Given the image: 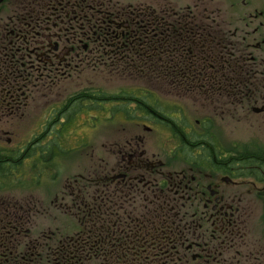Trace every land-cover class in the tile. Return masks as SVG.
Masks as SVG:
<instances>
[{
    "label": "trees",
    "instance_id": "obj_1",
    "mask_svg": "<svg viewBox=\"0 0 264 264\" xmlns=\"http://www.w3.org/2000/svg\"><path fill=\"white\" fill-rule=\"evenodd\" d=\"M153 6L157 7V14L152 12ZM199 7L200 5H196L191 6L190 9L176 10L170 0L142 5L140 18L142 23L136 33L141 40L137 41L135 34L132 33L128 47L119 45L120 49L116 51L118 53L111 55L109 60L102 53L99 54L93 61V71H101L102 74H108L112 78L140 80L139 82L145 84L123 86L114 94H107L101 89L86 90L82 95L70 99L67 106L55 111L48 123L51 128L48 127L45 135L33 142L34 147H27L19 153L16 149L8 151L0 147V264H193L190 258L187 262L182 257L181 251L180 254L177 253L179 249L174 248L176 243L168 241H165V244L159 243L155 250L159 255L148 256L152 252V243L141 242L138 245L134 240L139 227H144L142 232L146 234H153L155 226L159 231L162 219L169 220L170 227L162 228L167 235L173 228L172 222L178 226L180 221L175 215L176 211L157 209L158 211L151 212L145 208L141 199L136 200L126 195L120 202L121 209L108 212L99 209L101 198H98L91 223L87 217L89 212L85 181L79 183L80 193L77 192L73 197L75 208L69 210L59 207L65 212L64 218L73 219L77 223L75 231L62 235L58 227L49 233L42 232L36 238H30L32 234L29 227L33 225L34 217L40 211L36 210L37 204L34 201L22 204L10 196L3 195L14 189L24 190L28 187L24 167L29 161L33 162L35 171L37 169L40 171L42 166L50 167L48 165H51L57 157L74 152V148L69 149L67 146L69 128L74 124L79 112L87 108L88 104H91V110L102 112L105 104L112 105L109 109V122L117 118L120 112L124 113L127 119L137 118L138 114L142 115L144 109L150 107L165 118L164 126L171 130L181 146L178 155L184 158L192 157L196 154L197 146L205 144L207 146L205 156L211 157L213 154L217 159L221 158L218 159L217 164L212 159L206 161V166L231 173L236 178H252L264 184V146L237 147L236 145L233 148L223 149L212 133L215 129L211 119L201 121L193 128L184 118L183 107H170L163 102L169 94L179 98L202 100L204 96V99L213 101L211 102L213 105H218L216 102L225 98L234 108L239 101L235 96L239 89H232L229 86L225 89L223 87L217 89L218 82L222 86L224 83L227 85L221 75L235 78L238 87L240 84L243 90L248 89V82L255 79L254 73H247V69L241 66L242 61L235 62L231 54L233 50L231 42L223 38V33L233 29L231 23H220L221 18L217 16L220 15L221 10ZM131 26V29L136 27V25ZM153 29L156 30L159 39L155 42L156 51L153 50L154 46L151 42ZM166 34H169L170 38L165 39ZM218 34H221L219 36L222 40H212L213 36ZM199 35H202L200 41H198ZM160 45L163 47L162 50H159ZM191 47L194 49L197 47L196 50L200 52H216L215 59L223 61L219 65L224 66V69L219 71L218 65L209 68L205 55L204 57L189 55L188 49ZM140 49L141 52L146 51L147 56L139 52ZM195 64L206 65L203 74L209 75V78L214 77L205 87L200 88L196 82L186 77L188 74H194V69L198 68ZM156 84H161L162 90L156 89ZM246 84H248L247 88ZM255 101L257 100L253 98L242 100L244 107L246 104L251 106ZM134 102L138 104L136 107L138 109L132 111L131 106ZM156 124L162 122L157 120ZM186 129H190L187 134L183 132ZM40 139L43 142L46 140L43 145L40 144ZM41 178L39 177L40 180ZM251 194L254 200L261 203V220L264 225V186ZM156 196L159 198L155 197L154 203H160V196ZM242 201L243 204L246 202V200ZM238 225L240 230L234 233L237 250L249 259L250 264H264V248L257 246L258 244L250 239L249 234L253 228L251 225L252 229H250L249 219L246 223ZM158 246L162 249L160 250ZM137 252H145L148 255L138 256Z\"/></svg>",
    "mask_w": 264,
    "mask_h": 264
},
{
    "label": "flooded vegetation",
    "instance_id": "obj_2",
    "mask_svg": "<svg viewBox=\"0 0 264 264\" xmlns=\"http://www.w3.org/2000/svg\"><path fill=\"white\" fill-rule=\"evenodd\" d=\"M141 6L125 5L118 0H0V117L22 114L33 94L30 89L34 83L55 78L59 82L61 76L71 77V73L93 71V61L99 54L109 60L111 55L118 53L119 45L128 47L132 33L136 36L142 23ZM153 9L152 12L157 14V7L153 6ZM217 17L221 18L220 15ZM249 19L243 28L223 33V38L231 42L235 62L242 61L241 66L247 69V73H254L255 79L248 82L250 88L243 90L235 78L221 75L227 85L224 83L222 86L218 82L217 89H225L226 86L239 89L235 96L241 103L244 99L253 98L257 100L256 104L264 100V10L255 15L250 13ZM258 20L263 21L250 30L253 22ZM131 25L137 28L131 29ZM166 35L165 39L170 38L169 34ZM219 35H214L212 40H222ZM199 36L198 41L202 39V35ZM136 39L141 40L137 36ZM157 40L158 34L153 29L151 42L154 51ZM159 48L162 50V45ZM196 49L189 48L188 54L205 55L209 68L218 65L219 71L224 69L219 65L223 61L215 59L216 52ZM141 53L147 56L146 51ZM195 65H198L194 69L195 75L186 77L200 88L205 87L214 77L203 74L206 65ZM137 105L135 102L132 104V111L138 109ZM117 117H121L123 124L140 126L145 132L154 130L157 120L162 122L161 125L166 123L165 118L150 107L137 118L127 119L122 112ZM108 119H104L105 125H109ZM181 136L184 137L183 134ZM145 138L140 134L118 143L114 150L107 151L99 170L91 168L86 176L73 180L72 188L79 193V183L85 181L87 184L89 222H93L92 213L98 198H101L99 209L111 212L121 209L120 202L127 195L141 199L151 212L157 209L176 211L175 215L180 220L178 226L172 222L174 229L167 235L162 228L170 227L169 220L162 219L159 231L155 226L153 234H146L142 232L144 227H139L135 242L138 245L141 242L152 243V252L149 255L137 252L138 256H158L156 245L168 241L176 243L177 253L181 251L182 257L187 262L190 258L193 264H250L249 259L237 250L234 234L240 230L239 223L248 221L250 213L243 204V197L237 192H229L231 188L241 186L242 179L206 166V161L212 159L217 164L221 158L217 159L213 154L205 156V144L197 146L192 157L184 158L186 164L182 169L171 171L172 159H176V155L161 159L146 149ZM76 193L70 194L69 206L60 208H75L73 197ZM156 195L160 196V203H154Z\"/></svg>",
    "mask_w": 264,
    "mask_h": 264
},
{
    "label": "rangeland",
    "instance_id": "obj_3",
    "mask_svg": "<svg viewBox=\"0 0 264 264\" xmlns=\"http://www.w3.org/2000/svg\"><path fill=\"white\" fill-rule=\"evenodd\" d=\"M118 1L125 5H145L158 0ZM170 1H172V5L176 10L196 5H200L199 8H219L221 10L220 23H231L232 29L241 28L245 23H248L250 13L255 15L264 10V0ZM242 18H244L243 21ZM259 21L263 20L254 21L250 30H253ZM71 75L73 77L61 76L59 82L55 78L45 79L44 83H34L35 86L30 89L33 94L28 100L27 108L23 109V113L4 118L0 117L1 120H6L3 122L0 120V147L2 150L16 149L19 153L27 147H34L33 142L45 135L47 128L50 127L48 123L55 111L61 110L65 105L67 106L70 99L82 95L86 90L101 89L107 94H114L123 86L145 84L139 82L140 80L128 81L117 77L112 78L108 74H102L101 71L77 72L71 73ZM161 87V84H156V89H161ZM163 102L170 107H183L184 118L193 128L199 122L211 119L215 129L212 133L223 149L233 148L236 145H238L237 147L264 146V112L255 113L253 111L255 108L264 106L262 101L256 104L252 103L251 106L246 104L244 107V102L241 103L239 100L233 108L225 98L217 101L218 105H213L211 104L213 101H208L204 97L202 100L189 97L179 98V96L169 94ZM91 107V104H88L87 108L81 110L76 116L74 124L69 128L70 135H68L67 146L69 149L74 148V152L67 156L57 157L51 165H48L50 167L45 168V166H42L40 171L38 169L35 171L33 162L29 161L24 167L28 187L24 190L14 189L3 195L4 197L10 196L22 204L28 201H34L37 204L38 209L36 208V210L40 211L34 217L33 225L29 227L32 234L30 238H36L42 232L49 233L58 229V227L62 235H68L75 231L77 223L73 219L64 218L65 212L59 208L60 206H69L71 203L70 194L77 192L75 188H72L74 178L86 176L91 168L99 170L102 167V159H105L108 155L107 151L114 150L118 143L124 142L131 136L145 135L146 149L152 151L161 159H168L167 157L176 155V159H172L171 171L180 170L186 164L184 157L178 155L180 145L168 127L157 124L154 130L145 132L140 126L123 124L121 117H117L109 122V125H105L106 121L104 119L110 117L109 109L112 105L105 104L108 109L105 113L100 110H91ZM42 125L43 129L41 128ZM189 131L190 129L183 130L185 134ZM42 139H40L41 145L46 141L44 139L43 142ZM39 177H42L41 180ZM33 179L35 180L33 181ZM241 179V186L231 188L229 192H237L243 197V200H246L244 205L249 208L250 229L253 228L249 234L250 239L258 244L257 246L264 248V225L261 220L262 206L261 203L254 200L251 194L253 191L261 189L264 184L252 178ZM68 185L71 187H67Z\"/></svg>",
    "mask_w": 264,
    "mask_h": 264
},
{
    "label": "water",
    "instance_id": "obj_4",
    "mask_svg": "<svg viewBox=\"0 0 264 264\" xmlns=\"http://www.w3.org/2000/svg\"><path fill=\"white\" fill-rule=\"evenodd\" d=\"M253 111H254L255 113H261V112L264 111V107H261V108H255V109H253ZM225 179H227V178H225Z\"/></svg>",
    "mask_w": 264,
    "mask_h": 264
}]
</instances>
